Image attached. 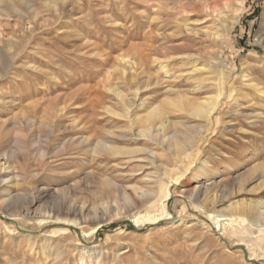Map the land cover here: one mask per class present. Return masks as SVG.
Masks as SVG:
<instances>
[{"label":"rangeland","instance_id":"rangeland-1","mask_svg":"<svg viewBox=\"0 0 264 264\" xmlns=\"http://www.w3.org/2000/svg\"><path fill=\"white\" fill-rule=\"evenodd\" d=\"M263 120L264 0H0V264H264Z\"/></svg>","mask_w":264,"mask_h":264},{"label":"bare ground","instance_id":"bare-ground-1","mask_svg":"<svg viewBox=\"0 0 264 264\" xmlns=\"http://www.w3.org/2000/svg\"><path fill=\"white\" fill-rule=\"evenodd\" d=\"M185 100L186 99H184L182 97L181 98V101L179 103L172 102L171 103V106L173 108H175V109L182 110V111L186 112L189 115H193L196 118L205 119L208 122H211L213 120V117L217 114L218 108H219V106L221 104V100H220L219 97L214 98V99H209L210 101H208L204 105H194L195 103H193V105H191L190 103L189 104H186L185 103ZM152 115L154 117H161V115H162L161 109L159 107H156L155 110L153 111V113L151 114V116ZM259 117H262V116H259ZM149 122H150V119L147 121V123H149ZM140 132H141V134L143 136L150 137L149 135H151V133H152L151 127L150 126H147V127L143 128V129H141ZM189 142H191V141L190 140H187L185 142H177V140H176L174 142V147L177 150H179L180 152H184V151H186L185 148H186V146H187V144ZM149 196L152 197V198H154L155 197V193H150ZM195 197H197V196H195ZM206 199H208V198H206ZM204 200H205V198H204ZM210 202H211V204L213 206L214 205L216 206V204H219L214 199L212 201H210ZM244 213H246V212H244ZM247 214H249L250 216H253L254 217V221H255L256 224H254V225L253 224H250L248 222V220L246 219V217H244V216H243V218H241L242 217L241 215H245V214H241L240 215L241 216L240 219L238 218L236 221L232 217L233 216L235 217L236 215H239L238 213H236L234 215V214L222 213L220 211H216L214 213H210L208 216L211 219H216L218 222H227V224H229L233 228L235 227L234 228L235 230H238L239 231L240 228L241 229L242 228L246 229L247 230V233H245V234L248 237L250 236V233H251L250 231H252V230H256L259 233L258 237L259 236H262L263 237L264 236V202L258 203L256 205L250 207V210L247 211Z\"/></svg>","mask_w":264,"mask_h":264}]
</instances>
